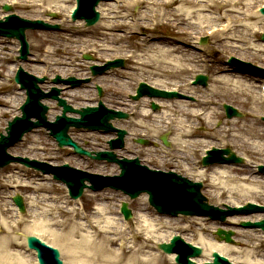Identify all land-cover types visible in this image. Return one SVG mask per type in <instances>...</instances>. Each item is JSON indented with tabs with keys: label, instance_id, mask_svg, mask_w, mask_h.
Masks as SVG:
<instances>
[{
	"label": "bare ground",
	"instance_id": "1",
	"mask_svg": "<svg viewBox=\"0 0 264 264\" xmlns=\"http://www.w3.org/2000/svg\"><path fill=\"white\" fill-rule=\"evenodd\" d=\"M8 3H17L25 8H32V10H39L44 8L45 11H48L49 7H45L48 2L56 0H7ZM58 1V0H57ZM254 2H244V0H116V3L109 4V3H101L99 5V9L102 12V19L99 21L97 26L94 28V32L97 38L101 41V47L104 52L108 55L107 58H113L116 56L115 54L112 55L109 53L110 50L115 51V49H122L127 45L126 41L132 34H135L139 29L145 28H153L155 29L159 25H167L173 27L175 34L172 36H160L157 34L149 33V35L145 38H140L139 48L142 53H134V51H129L128 49L124 51V55L130 57L138 64V69L146 70L150 73V78H155L156 80L151 81L148 79V82L157 87H164L169 88L170 86H166L165 81L170 78L180 79L182 76L191 74L192 76L198 72H205L197 67V63L195 62L198 55H195V49L190 48L189 46H183V36H187L190 39H195V42L199 38L198 34L202 33V29L205 31V26L214 28L213 36L220 35L221 37H228L227 39L222 41L221 47L224 49H228L227 46L235 47L233 42L230 39H236L237 41L245 42L246 40L250 39V36L255 34L257 31L262 34L264 31V23H261L260 26H251L248 24V20L252 19V16L257 18H263V15H257L252 12L251 4ZM249 5L248 11L241 14L240 5ZM222 7H232V8H239L237 9H227L225 15L218 16L217 18H213L209 15H206L207 12H212L210 9L215 10V12L222 9ZM56 9H62L64 6L61 4L59 7H55ZM132 8L138 9L141 8L140 11L134 15L132 13ZM55 9V10H56ZM51 10V9H50ZM233 12H237L238 14L243 15V18H240L239 15H233ZM227 20V23H222L223 19ZM220 21L219 23H216ZM264 21V19H263ZM216 25H211V24ZM238 23V24H237ZM242 26V30L239 34H235L233 37L230 34L233 30L237 27V29ZM190 29V30H189ZM192 29V30H191ZM210 29V28H209ZM238 29V30H239ZM123 33H119V32ZM212 37V36H211ZM52 37L46 35V38L42 40H38L35 44V50L37 52L40 49L44 48L46 51V55L43 54H36L33 61H50L53 65H60V67H64L69 65L66 57L61 59H53V55L56 52H59L61 49L66 51V48L59 42L54 41ZM138 40V41H139ZM5 43V40L0 38V47L1 44ZM51 43L54 45V48L48 50L46 45ZM100 43V42H98ZM128 43V41H127ZM262 43V42H261ZM264 43V42H263ZM262 43V44H263ZM164 44V45H163ZM198 47L202 46L200 44L197 45ZM202 48V47H201ZM190 50V58L186 61L185 59V52ZM263 52V48H257L256 52ZM123 54H118V56H124ZM8 53L3 51L0 48V78L2 79L0 82V88H8L10 74H14L17 65L14 68H11L9 74H5V66L8 60ZM106 58V57H105ZM193 61V67H189L186 62ZM209 61V60H208ZM81 63H88V61H81ZM28 66L34 67V69L38 70L39 66L34 64H28ZM214 69L216 67H213ZM56 69L52 67V70ZM219 76L213 77L212 84L209 88L205 90V92L214 93L213 95L216 98L221 97H230L231 95H238L237 97H242L245 94V78L247 77L244 73L239 72L237 69L233 68L232 66H225L222 63L221 67H217L215 69ZM89 74L85 73L84 75ZM121 76L114 70L110 73L104 74L102 76L103 80L106 82L109 78H117ZM141 78V77H140ZM193 78V77H191ZM138 79V78H137ZM253 79V76L250 77ZM117 80V79H116ZM145 80V79H144ZM190 81V80H188ZM112 82V81H111ZM176 85L177 90L184 94H192L195 95L198 92V88L200 86H191L187 80L184 81H176L174 83ZM16 86L11 85L10 89L5 92L0 91L1 93H5V97L0 96V108L7 107L8 110H1L0 109V116L6 115L5 113H10L11 115H19L17 113V109L21 105L23 101V97L25 96L24 91L18 92L15 88ZM69 91H66L73 100H83V99H90V104L93 105L94 96H92V89L89 83L84 84L82 87L79 88H70ZM133 88L129 85H126L124 88H121L117 91L114 90V97L113 99L110 97L109 103H114V107L119 106V103H126V99L123 98V95L131 93ZM201 91V90H200ZM7 94V96H6ZM89 95V96H88ZM204 97L195 98V102H189L185 99L175 100L170 102L169 100L165 99H158V98H143L141 99L138 104L135 106V120L133 124L143 130H147L148 132L156 130L160 133V131L170 130L175 131L174 136L170 138V141H174V147L181 152H185L186 150H191L193 148L192 139L198 137L196 127L194 124L196 121H204L208 124H212L213 119L216 117H221L223 112L217 110L218 101L213 97H207L206 94H203ZM243 99V98H241ZM156 103L158 102L162 107L163 111H160V115L157 116L154 112L149 109V103ZM257 105H263V101H256ZM89 104V105H90ZM118 104V105H117ZM57 108V107H56ZM54 113V112H53ZM261 113V112H260ZM55 114V113H54ZM253 115V113H251ZM155 123L151 124L150 120H154ZM225 120V130L226 133H232L233 136L243 139L244 142L246 141L247 145L249 146V151L257 156H262L264 153V129L261 131H255L250 128L242 129L239 127V122L234 121L235 119ZM115 123V122H114ZM113 123V124H114ZM117 123H115L116 125ZM118 125V124H117ZM228 126V127H227ZM242 129V130H240ZM142 134V133H140ZM138 135V134H136ZM109 137H113V134L109 135ZM208 146V145H207ZM204 148V147H203ZM202 148V149H203ZM35 150L42 149L46 151L45 146L40 148L35 146ZM158 151V150H155ZM154 151V152H155ZM173 159H168L167 163H177L181 165L186 171H192L191 175L193 177H199L200 179H205L208 181V185L210 188L212 187L217 191L215 196H223L225 193L231 194L230 197L237 200L234 205L242 204V198H248L253 196L264 197V175H261L262 178H255L252 177L250 172L249 176H244L242 178L239 177H228L227 179L230 181H240V183L233 185L231 188H227L223 185L225 182L221 180L217 182L214 179L213 174H217L214 170L213 166L208 167H198L197 164H193L190 161V158L185 156L177 155V159L175 156H171ZM177 161V162H176ZM264 162V160H263ZM256 163V162H255ZM114 165V164H112ZM223 166V165H220ZM219 166V167H220ZM227 166V165H225ZM19 173V172H18ZM28 174V173H26ZM220 176H223V173H219ZM219 176V178H220ZM218 178V179H219ZM47 179L51 180L48 176L35 172L29 177L28 183H22L23 187L26 190H30L32 192H49L47 191L49 182H44ZM221 179V178H220ZM8 180V179H6ZM2 180L1 188H3L6 184L12 182V180ZM244 183H242V182ZM53 188V185L49 186ZM50 194L43 195L44 199L49 200L48 198H54L55 201H59V197L53 196ZM105 192L97 193L93 195H89L90 198H96L101 200L99 205L97 206L95 219L91 216H85V222L80 224L77 223L74 225V230L79 232L85 228L94 229L92 234L87 233L82 237V240L78 243L72 242L68 237L69 234L65 235V239L67 241V249L69 252L70 263L72 264H175V254H158V253H150L148 248L151 246L149 245L151 242H160V241H169L163 240L164 237L160 236V228H163V224L165 223L163 220L167 216L165 215H157L156 218H150L151 215H147L148 212L146 203H143V198H140V205L144 208V211L147 212L145 215H140L137 217L136 226H132L131 228H126L124 224H122L121 217H106L108 213L112 212L111 205L108 203V199L110 198L109 195ZM240 199V200H239ZM250 199V198H249ZM146 200V198H145ZM39 197L34 199L36 204L34 205L31 203L33 207L40 204ZM254 201V200H253ZM66 202V201H65ZM234 202H228L227 204H231ZM61 216L68 215L70 213L76 212V208L73 207L72 211L67 210L64 206L57 205ZM17 208H15L16 212ZM7 210L3 208V205L0 203V216H6ZM170 220H166L167 227L171 226L172 221H175L177 218H172L168 216ZM104 218V220H103ZM264 218V213H259L253 215L251 217H232L228 222L231 224L237 223L239 220L243 219H252V220H261ZM185 219V218H184ZM190 219V218H188ZM104 221V224L101 222ZM178 222L180 220H177ZM198 221V228L193 230L192 225H188L184 227L185 231H191V239L195 238L196 240H191L192 243L195 245H201L203 249H206L208 252V256H206L203 252L202 256L197 259L199 263L211 261L213 251H217L222 255H226L229 257L231 262H239L237 260L244 261L245 264H264V253H261L260 244L254 242L255 235L254 234H246L245 230L239 231V245L243 250L238 248L231 243L223 241L220 239H207L205 238V226L203 225V220L196 219ZM57 224L61 226H66L67 222H70V219L67 218V221H56ZM1 223V222H0ZM3 228H0V264H32L23 252L20 249L15 250L17 247L21 246V243L25 242V237L28 233H21L22 237H18L14 235V232L11 229V226L2 220ZM17 225V221H15ZM160 225V227H159ZM18 226V225H17ZM40 227V226H39ZM29 232L33 234H37L38 232L42 231L41 229L37 228V226L27 228ZM253 233H256L257 230H253ZM31 233V234H32ZM54 240L60 241L58 234H53ZM264 237V234H262ZM123 239L126 240L123 242ZM188 240V238H185ZM121 240L122 242V250L114 249L115 244ZM190 240V239H189ZM188 240V241H189ZM257 240V239H256ZM130 242V244H129ZM129 245H128V244ZM120 247V246H119ZM120 247V249H121ZM33 257V264H37L35 259V252L30 251ZM142 254H148L145 257L140 256ZM243 263V264H244Z\"/></svg>",
	"mask_w": 264,
	"mask_h": 264
},
{
	"label": "rangeland",
	"instance_id": "2",
	"mask_svg": "<svg viewBox=\"0 0 264 264\" xmlns=\"http://www.w3.org/2000/svg\"><path fill=\"white\" fill-rule=\"evenodd\" d=\"M115 1L116 0H107V3L114 4ZM246 1L249 3L254 2L253 4H251V8H252V12H255L257 9L256 7L260 6V4L263 3L264 0H244V2ZM7 2H8L7 0H0V13L2 14L4 13V11L2 10V7ZM72 2L73 0H58V1L56 0L55 3L54 1L48 2L45 5V7H49L48 11H45L44 8H41L39 10L38 9L32 10V8H25L20 5H16V4L14 5V3H11L14 5L13 7L15 11L20 16L30 18V19L40 18V19L45 20V22L47 21V22H52L55 24L59 23L61 24V29L55 30V31L54 30L53 31L52 30H28L26 32L27 33L26 36L30 43L29 45L30 54L28 55L29 57L27 60H21L17 58L18 52L16 51L17 50L16 46H18L19 40L14 39V38L0 37L5 40V43L1 44L0 48L3 51L8 53V56H7L8 60H7L6 66L4 67L5 74H9L10 71L12 70L11 68H14L16 64H19L18 66L23 67L25 70H27L28 72L32 74H35L37 76H48L47 82H45L42 85V88L46 90V89L51 88V85H52L51 80H49V78H53V77L55 78L58 75L64 78L71 77V76L81 77V76H85L84 74L87 72L90 73V71L88 70L90 69V65H93L94 62L90 61L89 63H81V61H78V62L73 61L76 56L79 58V60L80 59L83 60L81 57L78 56V55L81 56L80 54L82 53L81 50L85 49L86 51H83V52L92 54L93 59L96 60V63H102L106 61V59H108L107 58L108 55H106L107 53L104 52V50H102L101 45H99L101 44V41L97 38L96 34L93 33L95 26H97L99 22L95 26L85 27V24L83 25L80 21L73 23L70 21L69 18L67 19L66 9L68 6H71L73 4ZM61 4L64 6V10L60 12V10L62 9H56L55 7H59ZM248 7L249 5L247 4L244 6L240 5L239 6V8H241L240 11L243 12L241 14H244L246 10L248 11ZM239 8L238 7L237 8L222 7L220 12L219 11L215 12V10L210 9L212 12H207L206 15H209L213 18H217L218 16L225 15V12L227 9L239 10ZM55 9L57 11H55ZM140 9L141 8L133 9L132 13L136 15L140 11ZM52 12H57L56 14H58V19L53 20V18L50 17V13ZM232 14L237 15L238 13L233 12ZM241 14H238V15L240 18H243V15ZM263 19L264 18H259V17L257 18V16L255 17L252 16V19L246 22H248L250 26L251 24H253L252 26L257 25L256 27H258L261 25V23H264ZM225 21L227 20L224 18L223 21L221 22H225ZM219 22L220 21L216 23H219ZM211 25H216V24L214 23ZM205 27H206L205 29H208L209 25ZM172 28L173 27L167 26L165 24L164 25L161 24L159 25V27L157 26L155 29L141 28L140 34H138L137 36H131L129 40H127L128 43L126 41L125 45H127L128 48H126L125 46L119 51L118 49H115V51L110 50L109 53H111L112 55L115 54L116 56H118V54L124 55L125 53L124 51H126L127 49L129 51H134V53H136V51L137 53H142L140 51V48L138 47L140 38L142 39V38L147 37L149 33L157 34L163 37L172 36L175 34V31ZM238 29L236 27L233 30V32L230 34V36L233 37L235 34H239L240 31L242 30V26L240 27L239 30ZM203 32L204 30L202 29V33L200 34L205 35V33ZM119 33H123V32L121 31ZM46 35L49 37H52L53 39H55L54 41L61 43L66 48V51L61 49L59 52H56L52 57L53 59H55V61L57 59L66 57L68 62H70V64L65 66V68L60 67V65L58 64L51 66L52 63L50 61L48 62L47 61H39V62L33 61L34 57H36V54L46 55V51L44 50V48L40 49L39 52L35 50V44L37 43V41L42 40L43 38H46ZM260 36H261V33L257 31L255 34L250 36L249 40H246L244 43L241 41H237L234 38L230 39V41L233 42L235 47L227 46L228 49H224L223 47H221L222 41L227 39L228 37L223 38L220 35H218V36H213L212 38L209 39L206 47H207L208 54H210L209 58L211 60L210 61L211 63L210 65H208L209 66L208 71L203 72L209 77L208 85L203 86V87L201 85V87L198 88V92L194 96L199 98V97H204L203 94H206L207 97H213L214 99L218 101L217 110L223 112V114L221 117H216L215 119H213L212 124H208L204 121L195 122L194 127H196L195 130H197V134L199 135L198 137H195L192 139L193 148L191 150H186L184 153L183 152L179 153V151L174 147V141L172 140L170 141L171 144L169 147L165 146L162 143L161 136L164 133H168V138L170 139L171 137L174 136L175 131L173 132L170 130L168 131L162 130L159 133L158 131L152 129L151 131L148 132L147 130H143V129H139L135 127L133 124L134 117L131 112L134 109V107H132L128 103H119L120 108L130 113V118L127 120H122V122H117V124L121 125L119 127H122V128L124 127L125 129L129 131V136L127 137L126 143H125L126 148L118 150L117 153L124 154L127 156H134L135 153H138V151L142 150L141 152L143 153H141L140 155H141L143 162L149 163L151 166H154L155 168L161 167L165 169H175L176 172H179L187 177H190L192 180L202 181L204 183L203 192L208 197V201L211 204H214L220 207H222L225 203H228V202H234L231 204H235L237 200L231 198L230 197L231 194L225 193L221 197L215 196V193H217V191H215V189H213L212 187L210 188L207 180L205 179L202 180L199 177L197 178L193 177V175H191L192 171L191 173L185 172L186 170L183 167H181V165H179L177 162L178 161L177 155L181 157L185 156V157L190 158V161H192L193 164H197L198 167H200L201 162H202L201 160H202V155H203V152H202L203 147L205 148L208 147L207 145H209L210 143L215 144V146H219L222 148L230 147V149H233V151H235L239 156L244 157L245 162L242 164H228L227 166L225 165L214 166V170L217 172L216 175L213 174L214 179L217 182L224 180L225 182L223 183V185L226 186L227 188H231L233 185L240 183V181H237V182L230 181L228 180L229 179L228 177L242 178L244 176H249L248 175L249 173L247 172H250L252 174L251 176L254 177V179L261 178L260 176L262 174H258L256 171L257 168L255 169L253 166L255 162L257 161L263 162L264 153L262 156H257V154L253 155L249 151L250 148L247 145L246 141L244 142L243 139L233 136L232 133L230 134L226 133V130L224 129L226 126L224 122L225 120H228V119L226 118V114L223 108V104L228 103L244 113V116L242 118H238V117L234 118L235 119L234 121L239 122L240 128L242 129L250 128L255 131H261L262 129H264V120L261 117H259L261 115L260 113L261 111L264 113V104L259 106L256 103V101H259L261 99L260 97H262L260 90H259V86H258L259 76L258 77L254 76L253 79H250V76L248 75L245 78L244 82L246 85V89H245V94L242 97H237L238 95H231L230 97L216 98V96L213 95L214 93L212 94L210 92H205V90L209 88L210 85L212 84L213 77L219 76V73L215 70L217 67H221L222 63L225 64V66H230V65H232V67L236 66L235 64L230 63L231 57H236V58H241V59L243 58V60L250 61L254 65H257L262 68L264 67V43L263 44L261 43ZM182 39L184 41L182 42L183 46L185 47L189 46L190 48H193V45L191 43L192 39H190L187 36H183ZM46 48H48V50H51V48L52 49L54 48V45H52L51 43H48L46 45ZM95 48L96 50H94ZM257 48H263V52L262 51L256 52ZM190 50L191 49H188V52H185L186 61L189 60L188 58H190L189 57ZM195 55H196V52H195ZM120 57L124 58V56H120ZM124 62H126L124 68H118V70L112 69L118 74H121V76L114 78V79L109 78L105 82L102 78V75H98L96 77H93L92 81L90 82L91 89H92V93L90 94H92V96H94L95 98L100 99L97 94L98 93L97 89L95 90V85L98 84L99 86H101L103 88L102 100L109 107H111V105H114V103L112 102L109 103L111 101L110 97L113 99L115 95L114 90L117 91L121 88H124L126 85H129L130 87L135 88L137 85L136 81L139 80L140 77L144 79L150 78V73L146 70L138 69V64L133 59L131 58L126 59L125 57ZM195 62L197 63V67L203 70L201 63L199 62L197 58ZM30 63L39 66V69L36 70L32 66H28V64ZM186 63L191 68L194 65L193 61H189ZM52 67H55L56 69L52 70ZM213 67H216V68L214 69ZM16 70H15V73H16ZM15 73L10 74V77H8L10 86L8 88H3V89L0 88V91L5 92L8 89H10L11 85H14L16 86L15 88L17 89V91L20 92V89L18 88L19 85L14 81V78H13L15 76ZM190 75L191 74L184 75L180 79L170 78L167 81H165L166 83L165 85L170 86V88L176 87V85L174 84L176 81L187 80L188 82V80L192 77ZM150 79L151 81L156 80L155 78L153 79L150 78ZM1 80L2 79L0 78V82ZM129 95H130L129 93L126 95H123V98L126 99L127 101L129 99ZM0 96L5 97V93H1ZM64 96L71 99L69 102L72 103L74 106H84V104L92 102V101L90 102V99L89 100L88 99H83V100L75 99L72 101L73 98H71L69 94H64ZM173 100L175 101V99ZM93 101H96V100L94 99ZM170 102H173V101H170ZM47 103H49V107H51L49 118L54 119L55 118L54 116L59 114L60 108L57 106V103L55 101L50 100V101H47ZM0 109L2 111L3 110L9 111L8 106L1 107ZM160 110L162 109L160 108L159 110L154 111V114L159 116ZM251 113H253V115H251ZM5 114H6L5 116L4 115L0 116V133L2 132L5 133V128L7 127L8 122L12 120V118L15 115V114L11 115L10 113H5ZM150 121H151L150 123L153 124L155 119L150 120ZM140 133L144 134V136H140L142 135ZM70 134L80 145H82L86 149L98 151V150L109 148V145L107 144H108L110 137L108 134H105L103 132H91L87 130L85 131V130H77V129L71 128ZM138 138L148 139L149 145L145 146V145L139 144L136 140ZM22 139L23 140L21 142L17 143L11 149H8L12 154L21 155V157L22 156L29 157L31 159H38L40 161H46V162H49L52 164H58V165H61L65 163L66 161L75 167H81L83 169H87L89 171L96 172V173H102L104 175L105 174H115L117 171V167H119L116 165V163H108L107 161L91 160L87 157L77 155L69 147L59 148L55 139L51 137V135L45 128L34 129L32 132L26 134L24 138ZM35 146L40 147V148L45 146L46 151H43L42 149L35 150L34 149ZM155 150H158V151H155ZM171 156H175V158L177 159L176 161L177 164L176 163L169 164L165 162L168 159L170 160L173 159ZM163 162L164 164H162ZM35 172L36 171L34 169L25 167L24 165L20 163H12L0 169V203L1 205H3V208H5L8 213L6 214V216L4 215L0 216V222L2 223V220H5V222H7L9 226H11V229L14 232H16L14 233V235L18 237H22V234H21L22 232L31 234L32 232L27 231L28 230L27 228L37 226V228L42 230L38 232V235L43 237V239L47 240L53 246H56L59 248L58 250L61 251L62 260L64 261L65 264H72L70 263L71 260H70L69 252L67 249V241L64 238L65 235L69 234L68 237H71L70 239L72 240V242L78 243L79 241L82 240V237L85 234L86 235L87 233L92 234L94 232V229H91V228H85V229L80 230L79 232H76L74 230V225H76L77 223L82 224L85 222V218H84L85 216H88V217L91 216L92 218L95 219L94 214H96V210H97L96 208L101 202V200H98L96 198H90L88 197L89 195L97 194L99 192L100 193L105 192L106 194H108L110 197L108 199V203L111 205L112 212L108 213L106 217H115L117 218V220L118 218H120V216H118L120 202L122 200L128 201L130 203L129 204L130 207L133 210V218H132L133 225L132 226H136L137 217H139L140 215L147 214V212L144 211L145 207H142V205H140V199H139L140 197L135 200H132L128 196H126L123 192L116 191L113 189H105V190H101L98 192H94L90 189H87L85 193L83 194V196L78 201L70 200L68 198L69 196L67 193V189L65 188V185L58 181H54V179L53 180L47 179L46 181H44V182L52 183V184H49V186L53 185V188L51 189H49L50 187L48 186L47 191L49 192L43 193V192H32L30 190H26L23 187L22 183H28L29 177H31L32 174H34ZM220 172L223 173V176L219 175ZM46 176H48L51 179V176L49 175H46ZM219 176L221 179L219 178ZM6 179H8L9 181L12 180V182L9 184H6L3 188H1V185L3 182L2 180H6ZM8 180H6V182H8ZM17 192L24 194L25 196L24 200H26V203H27V209H26L27 213L25 214V217H23V219L20 221H18L17 219L18 215L14 211L16 206L12 201V196ZM45 194H50L52 195L51 197L56 196V197H59L60 199L59 201H55L54 198H48L49 200H47V199H44L43 197V195ZM36 197H39L41 202L39 201L40 204L33 207L31 203H33L34 205L36 204V202H34V199H36ZM249 198L250 200H254L260 204H264V197L259 198V195L248 197V198H242L241 202L243 203L245 200L247 199L249 200ZM142 202L146 203L145 197L143 198ZM57 205L64 206L69 211H72L74 207L76 208V212L70 213L66 216L65 215L61 216L59 209H57L58 208ZM146 206L148 209L147 211L151 213V214L148 213L147 215H151L152 216L150 217L151 219L158 217L157 215L159 214H157V211L154 208H152L148 203H146ZM67 218L70 219V222H67L66 226H61V222L60 224H57L56 222V221H62V220L67 221ZM173 218H177V219L175 221H172L171 226L169 227H167L168 221H166L167 219L170 220L169 217H166L163 220L165 222V223H162L164 226L163 228H160L161 229L160 236L164 237L163 240H167V238H170L172 235H175L176 233H180L184 238H188V240L189 239L196 240L195 238H192V239L190 238L192 232L185 231L184 227L188 225H192L194 227L193 230H196L199 227L198 221H196V219H201L203 220V225L206 228L205 235L207 236L205 238L207 239L213 238L216 240L218 236L213 231H215L218 227H220L221 224H224L223 226L225 229H229V230L232 229V231H234L235 234L233 238L235 239L234 240L235 243L233 245L238 246V248L241 249V251L243 250V248L240 247L239 241H238L240 240L239 231L245 230L246 234L255 235L254 242L260 244L261 253H264V237H262V234H264V232L262 231V229H253V230H257L256 233H253L254 231H252V229L250 230V229L240 227V224H239L240 221H237V223L235 224H231L229 222L222 223L220 221H215L210 218H207V217L205 218V217H200V216H193V217L178 216V217H173ZM177 220H180V221L178 222ZM15 221H18L17 222L18 226L15 224ZM101 224H104V221L101 222ZM0 228H3V225H1ZM53 234H58L59 237L63 239L62 240L58 239L60 241H56L54 240L55 238L53 237ZM149 245L151 246L150 248H148L149 254L150 253H158L159 255L165 254L162 250L158 248L157 246L158 242L153 241ZM116 246L117 245L115 244L112 247H114L115 249ZM17 249H20L21 252L25 254L26 259H28L32 263L33 257L30 251H27L28 247H27L26 241L23 242V244L21 243V246L17 247L15 250ZM205 250L206 249H204V251ZM207 252H208L207 250L204 252L206 253L205 254L206 256H208ZM146 255L142 254L140 256L145 257ZM242 260L243 259L237 260V261H240V263L239 262L237 263L243 264L244 261Z\"/></svg>",
	"mask_w": 264,
	"mask_h": 264
},
{
	"label": "water",
	"instance_id": "3",
	"mask_svg": "<svg viewBox=\"0 0 264 264\" xmlns=\"http://www.w3.org/2000/svg\"><path fill=\"white\" fill-rule=\"evenodd\" d=\"M98 1H100V0H81V2L83 3L84 7H86V6L93 7L94 5H96L98 3ZM98 18H99V15L96 12V14L94 15V19L93 20H89L88 23L89 24H93L95 21H97ZM30 26H35V23L31 22V21H28L24 25V27L21 29L20 35L22 36V38L24 40H25L24 30H25V28L30 27ZM46 27L57 28V26H50V25H46ZM263 38H264V36H263ZM120 63L121 62H118V63H116V62L113 63L112 62V63H109L108 66L109 67L110 66H117ZM93 69H94V72L97 73L96 67H93ZM19 76L20 75H18L16 77L17 80L20 79ZM151 92L153 94H158V93H154L153 91H151ZM154 106L157 107V105H154ZM66 109L74 111V109L71 106L70 107H66ZM93 112H95V109L94 110H88V111H85V112L81 111V115H83V117H86L87 115L92 114ZM114 115H117L118 117L127 116V114H123L121 112H117V113H113V115L107 116L105 118L106 121H108L109 118L114 117ZM94 128H96V126H94ZM58 138H59L61 144H65L66 143L65 141H63V139H65V137H62V138L58 137ZM164 140H165L164 142L167 141L165 137H164ZM142 142L144 143V141H142ZM73 146H75L76 148L79 147L77 145H73ZM77 151L86 153L84 150H82L80 148H77ZM223 152H225V151H223ZM227 152H229L231 154V157H235V154L230 149H228ZM87 154L92 155L91 152H88ZM231 159L236 160L235 158H231ZM237 159H240V158H237ZM144 190H145V188L139 187L138 190H136L135 192H132L131 195H137L138 193H140V192H142ZM15 201H17V203L21 207H23V203L21 201L20 196H17ZM158 208H159V210L164 211V208L162 206H158ZM125 211L129 215H131V212H130V210L128 209L127 206L125 207ZM258 225L259 226H263L264 222H260ZM218 233L220 235H222L223 233H226V236H225L226 240L231 242V240H232L231 239V234H232L231 231L230 232H226V231L220 229ZM27 241H29V244H30L31 247L35 248L36 251H39L40 256L42 258V261H43V264H63L62 261L59 260V256H60L59 251L56 250L55 248H52V247H50L48 245L46 246V244L44 242H42L41 240H39L38 238L33 237V236H29ZM179 246L185 247V249L189 248L191 250V253H187V254L186 253L181 254L182 252H179V256L177 257V261H179L180 263L183 261V262H187V263H191L192 264V262L188 259V256H190V255H198L199 253H201L199 248H195L192 245H187V244L183 243L182 240L181 239L179 240L178 237H176L170 245H168L166 243L160 244V247L162 249H164L165 251L169 252V253L173 252V251H177L178 252V250L176 248L179 247ZM214 256L216 257V259H215V263H213V264H222L220 262V260L222 261V259L218 255V253H214Z\"/></svg>",
	"mask_w": 264,
	"mask_h": 264
}]
</instances>
